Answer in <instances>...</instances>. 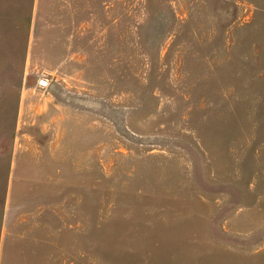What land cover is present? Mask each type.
<instances>
[{
    "label": "rangeland",
    "instance_id": "rangeland-1",
    "mask_svg": "<svg viewBox=\"0 0 264 264\" xmlns=\"http://www.w3.org/2000/svg\"><path fill=\"white\" fill-rule=\"evenodd\" d=\"M0 264H264V0H0Z\"/></svg>",
    "mask_w": 264,
    "mask_h": 264
},
{
    "label": "trees",
    "instance_id": "trees-1",
    "mask_svg": "<svg viewBox=\"0 0 264 264\" xmlns=\"http://www.w3.org/2000/svg\"><path fill=\"white\" fill-rule=\"evenodd\" d=\"M31 22H32V20L29 19V20H28V25H29V27L31 26ZM29 27H28V28H29ZM37 28L39 29V25L36 23V24H35V30H34V31H35V34H37Z\"/></svg>",
    "mask_w": 264,
    "mask_h": 264
}]
</instances>
